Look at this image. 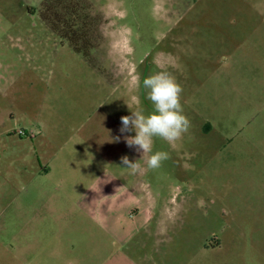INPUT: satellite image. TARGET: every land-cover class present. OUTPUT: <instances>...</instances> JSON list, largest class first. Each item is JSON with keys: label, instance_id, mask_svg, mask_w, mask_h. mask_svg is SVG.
<instances>
[{"label": "rangeland", "instance_id": "1", "mask_svg": "<svg viewBox=\"0 0 264 264\" xmlns=\"http://www.w3.org/2000/svg\"><path fill=\"white\" fill-rule=\"evenodd\" d=\"M43 1L0 0V264H264V0H85L88 58ZM159 71L190 127L133 175Z\"/></svg>", "mask_w": 264, "mask_h": 264}, {"label": "clouds", "instance_id": "2", "mask_svg": "<svg viewBox=\"0 0 264 264\" xmlns=\"http://www.w3.org/2000/svg\"><path fill=\"white\" fill-rule=\"evenodd\" d=\"M147 98L153 110L145 114L143 110L131 111V115L121 116V134L135 132V135H124L123 139L129 148L141 153V158L133 162L127 155L120 158L123 168L135 175L143 171L140 163L145 161L148 169L155 170L169 159L166 151L153 152L154 138H160L173 144L188 131L190 120L183 113L181 104L182 86L167 71H159L143 79ZM121 136L112 138L120 142Z\"/></svg>", "mask_w": 264, "mask_h": 264}, {"label": "trees", "instance_id": "3", "mask_svg": "<svg viewBox=\"0 0 264 264\" xmlns=\"http://www.w3.org/2000/svg\"><path fill=\"white\" fill-rule=\"evenodd\" d=\"M40 18L62 43L85 58L90 56L91 33L97 25L85 0H44Z\"/></svg>", "mask_w": 264, "mask_h": 264}, {"label": "built area", "instance_id": "4", "mask_svg": "<svg viewBox=\"0 0 264 264\" xmlns=\"http://www.w3.org/2000/svg\"><path fill=\"white\" fill-rule=\"evenodd\" d=\"M20 134H24V132H20Z\"/></svg>", "mask_w": 264, "mask_h": 264}]
</instances>
